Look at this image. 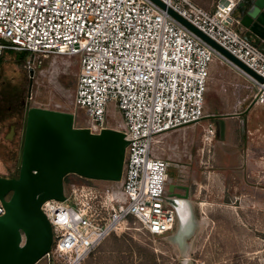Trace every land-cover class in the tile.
<instances>
[{
	"label": "built area",
	"instance_id": "2783aa9c",
	"mask_svg": "<svg viewBox=\"0 0 264 264\" xmlns=\"http://www.w3.org/2000/svg\"><path fill=\"white\" fill-rule=\"evenodd\" d=\"M157 1L163 7L154 0H0V66L9 51L29 53L31 59L23 64L33 81L40 58L79 57L75 106L89 118L86 129L93 134L112 129L107 116L115 109L122 118L117 131L128 142L122 179L112 183H121L120 189L69 180L64 201L42 205L53 232L44 258L50 264H83L110 236L126 232L129 218L153 237L175 229V212L166 204L169 165L153 155V148L159 137L205 118L215 62L242 77L238 86L251 101L249 106L264 105V51L235 28L240 22L234 14L242 0H220L212 10L193 0ZM35 96L30 88V105ZM214 137L210 122L204 141ZM5 213L0 199V217Z\"/></svg>",
	"mask_w": 264,
	"mask_h": 264
},
{
	"label": "rangeland",
	"instance_id": "374dc122",
	"mask_svg": "<svg viewBox=\"0 0 264 264\" xmlns=\"http://www.w3.org/2000/svg\"><path fill=\"white\" fill-rule=\"evenodd\" d=\"M193 1L206 9L211 6L215 8L219 2ZM31 57L29 53L16 55L9 52L2 59L1 111L19 98L27 100L30 86L34 95L36 93L33 106L70 113L74 116V127L86 129L89 118L85 111L75 106V89L80 70L79 57L40 58L35 64L33 81L28 79V72L23 64ZM107 118L111 128H121L122 118L117 110L111 109ZM1 142L6 146L3 147L1 144L3 150L0 148V175L6 176L10 172L15 173L19 167L21 134L19 133L14 142L8 143L3 140ZM210 144L205 142L206 154L209 153ZM208 160L209 156L204 161L206 171L212 168ZM69 179L80 185L84 183L76 176L71 175ZM91 186L102 189L111 186L116 191L120 189L121 183L94 182ZM261 197L264 195L260 196V200ZM200 198L203 200L197 210L200 229L188 241L187 244L190 246L188 252L180 250L177 244L169 240L176 227L167 236L153 237L140 224L129 223L126 232L110 236L83 264H149L150 262H146V259L138 255L140 246L154 252L156 264H264V209L242 208L238 194L218 184L205 187ZM122 238H126L124 239L126 244L118 245L117 242ZM40 264L50 263L44 259Z\"/></svg>",
	"mask_w": 264,
	"mask_h": 264
},
{
	"label": "water",
	"instance_id": "95a60500",
	"mask_svg": "<svg viewBox=\"0 0 264 264\" xmlns=\"http://www.w3.org/2000/svg\"><path fill=\"white\" fill-rule=\"evenodd\" d=\"M169 13L228 59L259 78L185 19L171 10ZM30 74L32 76L33 72ZM250 102L247 100L244 106H249ZM74 121L69 113L44 108L28 110L20 173L13 180L0 179V199L6 209L5 215L0 217V264H38L50 252L52 226L42 205L50 200L64 201L66 177L76 175L92 181H121L128 146L124 134L114 129L93 134L88 129L75 128ZM176 189L180 188L169 186L166 200L176 216V230L169 240L188 252L187 243L197 234L200 222L189 194L176 193ZM7 194H11L9 199L5 198Z\"/></svg>",
	"mask_w": 264,
	"mask_h": 264
},
{
	"label": "crops",
	"instance_id": "0c3cea01",
	"mask_svg": "<svg viewBox=\"0 0 264 264\" xmlns=\"http://www.w3.org/2000/svg\"><path fill=\"white\" fill-rule=\"evenodd\" d=\"M234 15L240 22L235 28L264 51V0H242ZM242 83L231 67L215 62L205 95V118L159 137L154 145L153 155L169 165V186L179 187L176 193L189 194L196 215L203 201L199 196L213 184L238 194L242 208L264 209V197L259 199L264 195V105L244 106L245 91L238 86ZM32 108L38 107L28 102V110ZM210 122L215 125V137L206 154L204 135ZM208 156L212 168L206 171Z\"/></svg>",
	"mask_w": 264,
	"mask_h": 264
},
{
	"label": "flooded vegetation",
	"instance_id": "af4514ba",
	"mask_svg": "<svg viewBox=\"0 0 264 264\" xmlns=\"http://www.w3.org/2000/svg\"><path fill=\"white\" fill-rule=\"evenodd\" d=\"M29 89L30 86L28 87V90ZM27 113H28V101L25 100V98L22 99L19 98L18 101L17 100L13 101L12 104H9V106H7V108L3 112L1 111L0 113V148H2L1 144L3 145V147L6 146L3 144V142H1L2 140L8 143L14 142L16 140V137L20 133L21 143L19 146V154L21 155V157L23 153ZM19 173H20V164L15 173L10 172L6 176L0 175V179L13 180L18 177ZM72 176H76V175H72ZM83 181L87 182L88 184L94 183L93 181L87 179H83ZM96 182H100V181H96ZM10 197L11 194H7L5 196L6 199H9Z\"/></svg>",
	"mask_w": 264,
	"mask_h": 264
},
{
	"label": "trees",
	"instance_id": "16d2710c",
	"mask_svg": "<svg viewBox=\"0 0 264 264\" xmlns=\"http://www.w3.org/2000/svg\"><path fill=\"white\" fill-rule=\"evenodd\" d=\"M9 52H11V51H9ZM9 52H7V53H9ZM6 53V54H7ZM14 54H16L17 55V53H15V52H13ZM5 54V55H6ZM4 55V56H5ZM4 58V57H3ZM2 58V59H3ZM2 59H1V64H2ZM0 81H1V78H0ZM2 84V83H1ZM69 177L70 176H68L66 179H65V181H64V185L65 184H67V183H69V180H71V179H69ZM87 183V182H86ZM129 223L130 224H136V222H135V220L133 219V218H129ZM147 232V231H146ZM148 233V232H147ZM149 234V233H148ZM115 238V237H114ZM124 239H126V238H122L120 241H119V239H118V241L119 242H117L118 243V245H119V243H121V244H126V242H125V240ZM115 240L117 241V239L115 238ZM117 245V246H118ZM102 246V245H101ZM138 255L139 256H142L144 259H146V262L148 261V262H150L149 264H156V262H155V259H157L156 258V256H155V254H154V252L153 251H151V250H149L148 248H146V247H143V246H140L139 248H138ZM151 256H152V258H151Z\"/></svg>",
	"mask_w": 264,
	"mask_h": 264
}]
</instances>
